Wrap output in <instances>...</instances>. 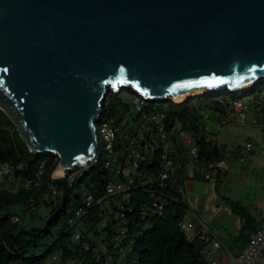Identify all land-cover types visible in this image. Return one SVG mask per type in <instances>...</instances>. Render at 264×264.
I'll use <instances>...</instances> for the list:
<instances>
[{
	"label": "water",
	"instance_id": "1",
	"mask_svg": "<svg viewBox=\"0 0 264 264\" xmlns=\"http://www.w3.org/2000/svg\"><path fill=\"white\" fill-rule=\"evenodd\" d=\"M249 79H264V0H0V111L29 153L57 161L43 230L68 193L54 172L94 158L109 93L166 102Z\"/></svg>",
	"mask_w": 264,
	"mask_h": 264
},
{
	"label": "trees",
	"instance_id": "2",
	"mask_svg": "<svg viewBox=\"0 0 264 264\" xmlns=\"http://www.w3.org/2000/svg\"><path fill=\"white\" fill-rule=\"evenodd\" d=\"M223 92L228 94L226 98L234 100H240L241 97L245 98L247 95H257L264 92V79L256 81L254 86L243 91L229 92L225 90L219 93H206L197 96L196 98L208 100L209 105L207 107L211 110L209 114L211 118L214 111L224 114L223 105L215 101L216 97L225 99L221 96ZM153 103L158 104L153 105ZM164 103L166 104V117L161 122L164 130L168 131L178 124L181 130L185 131L189 128L195 132H202L200 138L195 136L194 147L198 152L196 162L208 171L211 165L222 157V152L217 144L207 140L209 138L204 133L206 132L205 127L199 124L201 119L199 109L194 108L189 99H185L181 103L149 101L144 109L148 112H157L161 110ZM119 110L126 111L125 114L129 112V108L120 98V94L109 93L102 105V115L115 118ZM124 112H122V115ZM263 115L264 105L257 116L263 117ZM137 118L139 117L137 116ZM153 133L157 134L155 125ZM143 138L145 141L141 142V145H147L150 153L146 155V159L140 164V170L146 173L162 170V156L167 155L169 159L181 167L178 178L174 183V188L180 189L179 178L184 170L181 154L178 151L177 153L166 152L160 141L154 144L147 136ZM100 146L102 148V143L98 140L96 163L91 162L76 177L72 187L68 190L63 208L49 221L48 226L43 230L44 225L56 212L60 204H55L50 212V217L42 228L28 230L33 232L34 236L14 239L15 235L23 230H19L18 226L26 219L25 215L27 213H30L27 217L29 218L37 213L40 205H53L55 200H61V197L55 198L49 203L40 202L43 193L51 184L50 174L54 170L57 161L51 154L34 156L29 153L19 139L11 122L0 111V163H6L11 168H16L21 164L22 171L18 174L29 179L34 176L39 169V165L43 163L41 181L37 189L0 192V264H69V262L75 264H122V262L124 264H210L201 253L203 248L200 244L196 241L189 242L180 229V224L186 215L187 206L184 200L183 202L174 200L175 192L170 187L173 183L171 181H165L161 185L159 182H153L148 175L142 179L133 176L129 201L127 204L124 201L120 203L121 206L123 204V206L129 207L131 212L126 213L124 219H120L119 215L122 211L117 207L115 211L118 213V220L114 221L109 217L107 224L102 225V221L105 219L104 215L108 213L103 201L112 198L121 199V196L104 198L105 187L108 181L112 179L110 177L111 173L104 168L105 159L102 160L101 157H98L97 153ZM115 150L120 153L119 159L122 161V145L116 144ZM194 177L196 179V175ZM118 180L120 182L126 181L123 177ZM55 186L60 188L57 184ZM75 189H77V194L73 196L72 193ZM82 191H86L94 199H102V201L100 205L92 204L90 208L84 209L85 214L81 218H76L77 225L72 226L68 224V220L75 218L76 211L84 206L81 199ZM151 193H155L156 200L164 205L161 216L152 214L150 211ZM71 200L75 201L74 215L61 228L52 230L61 214L66 212L68 202ZM17 205L26 207L21 216H16L10 211L12 207ZM242 215H247L245 210L242 211ZM142 216L144 217L143 221H141ZM13 217H19L21 222L14 223ZM82 220L87 221L89 228L80 224ZM98 225L103 228L101 233L96 230ZM80 227L84 228V232H81L84 238L74 242L73 232ZM120 229H123L124 234L121 236V240L115 243L113 238L119 235L118 231ZM89 230H91V235L95 237L102 235V238H106L105 240L101 239L99 242L107 248L105 254L102 253L100 245L88 237ZM85 247L88 249L85 250ZM125 248L126 256L122 258L120 253Z\"/></svg>",
	"mask_w": 264,
	"mask_h": 264
},
{
	"label": "rangeland",
	"instance_id": "3",
	"mask_svg": "<svg viewBox=\"0 0 264 264\" xmlns=\"http://www.w3.org/2000/svg\"><path fill=\"white\" fill-rule=\"evenodd\" d=\"M116 94H120V98L129 108L128 113L125 114L126 111L119 110L115 116L119 122L118 136L120 138L138 140V137L144 135L154 144L160 141L166 152L177 153L178 151L183 157L184 171L180 175L179 186L182 191V199L187 206L184 220L189 222L194 217L203 218L209 215L207 227L222 246L219 251L204 247L201 253L205 259L208 262L213 260L217 264H227L229 257L236 258L247 246L250 236L259 227L260 207L264 204V155H261L260 152L264 148V119L256 117L253 112V105L246 98L241 97L244 119L238 124L229 123L225 126H219L217 120L209 115L211 110L207 107L209 105L208 100L196 98L200 95L186 98L191 100L194 108L199 109L198 112L201 115L199 124L204 125L206 130L204 133L209 139L214 138V143L222 152V157L206 171L196 161L194 166L185 165L187 161L185 156L188 150L195 146V136L200 138L202 132H195L187 128L185 131L192 137L193 141L190 146H186L180 135V131L184 132V130H181L177 124L175 125V135L161 141L158 135L153 133L154 125L152 123L143 122L137 118L132 106L134 94L124 87L118 88ZM221 96L226 98L228 94L223 92ZM157 104L153 103V105ZM122 112H124L123 115ZM247 142L251 143L253 151L241 155L243 145ZM97 154L102 160L108 158L105 152L102 153L101 146ZM206 174H209V179L204 178ZM129 175L134 176V173L124 168L123 178L126 180ZM194 175H196V179ZM110 177L113 182L119 181L113 177L112 173ZM76 194L77 189L73 191L72 195L75 196ZM123 201L119 198L104 200L103 205L108 211L104 215L105 218L109 216L114 221L118 220V213L115 209ZM60 202V199H56L53 205H40L37 213L26 218L18 226L19 230L42 228L50 217V212L55 204H60ZM74 203V200L68 202L66 212L61 214L52 230L61 228L74 215L76 208ZM25 209V206L17 205L12 207L10 211L16 216H21ZM244 210L247 213L246 216L242 215ZM80 224L89 228L86 220H82ZM102 229L99 225L96 227L98 233H101ZM88 237L98 245L102 239V235L98 237L91 235V230H89ZM124 252H126V248ZM120 261L122 260L120 259ZM122 264L124 263L122 262Z\"/></svg>",
	"mask_w": 264,
	"mask_h": 264
},
{
	"label": "built area",
	"instance_id": "4",
	"mask_svg": "<svg viewBox=\"0 0 264 264\" xmlns=\"http://www.w3.org/2000/svg\"><path fill=\"white\" fill-rule=\"evenodd\" d=\"M246 100L249 101L253 105V112L255 116L259 113L261 108L264 105V92H260L257 95H247ZM215 101L223 105L224 114H220L217 111L212 113V116L215 120H217L220 126L235 123L238 124L241 120L244 119L245 114L243 113V105L241 100H234L232 98H221L216 97ZM147 98L140 95H135L133 97V110L136 115L143 121L152 122L157 128V134L161 141L167 140L168 137L175 135V127L170 128L168 131L164 130L161 122L166 117V104L162 105L160 111L157 112H148L145 111V107L147 105ZM233 114V116H231ZM119 125L117 120L113 117H106L102 114L100 115L96 126V135L97 140L102 143V150L108 155V158L105 159L104 168L113 174V177L116 179L123 177V169L127 168L129 172H133L136 178H143L146 175L150 177L153 182H159L161 185L165 181L173 182L170 187L174 189L175 192V201L183 202L182 199V191L181 189H175L174 183L176 182L179 174V170L181 169L179 164L174 163L171 159L167 157V155L162 156L163 164L161 165L162 170H158L154 173H146L140 170V164L146 159V155L149 154V150L147 145H141V142H144V136L138 137V140L128 139V138H120L118 136L119 133ZM181 138L183 139L186 146H190L192 143L191 136L186 131H180ZM264 138V137H263ZM208 141H212L214 143V138L207 139ZM122 145V161H120V153L115 150V146ZM253 147L251 143L247 142L243 145V151L241 155L247 152H252ZM261 154H264V149L260 150ZM187 165H194L195 161L198 158V152L196 148L193 146L188 150L187 155ZM240 160H242L240 158ZM96 154L94 158L91 160L92 163H96ZM90 162V163H91ZM89 163V164H90ZM43 163L39 165L38 171L34 174L32 178H23L22 175H19L18 172L22 171V165H18L16 168H11L10 165L6 163H0V192L1 191H17L19 189L29 190V189H37L39 187V183L41 181V169ZM87 166H82L78 169L71 170L65 172L63 176L67 181L68 190L72 187L73 183L77 176L80 175L81 171ZM209 174L205 175V179H209ZM133 176L129 175L125 182H113L108 181V184L105 187V197L112 196H121V199L127 204L129 201V193L132 189ZM149 183V182H148ZM60 187V186H59ZM62 191L61 187L58 188L55 186V183L51 181V184L47 187L46 191L43 193L41 197V203H49V201L61 197ZM155 193H151L150 198V211L152 214H156L158 216L162 215L164 205L156 200L154 196ZM81 199L83 201V207L78 209L75 213V218H70L68 220V224L72 226H76L75 222L76 218H81L85 211L84 209L90 208L92 204L100 205L102 199H94L91 195H88L86 191L81 192ZM118 208L121 209V213L119 215L120 219H124L126 213H130L131 209L129 207H125L118 204ZM260 215L258 219L259 227L255 232L250 236L247 246L243 249L242 253H240L236 258L229 257L227 264H264V204L260 207ZM30 213L25 215V218L29 216ZM209 215H206L203 218L194 217L191 221L186 222L184 219L180 224V229L182 230L184 236L189 242H198L202 248L209 247L214 251H219L221 249V243L215 238L213 233L207 227ZM109 220V216L102 221V225H106ZM144 220V217H141V221ZM14 223H20L21 219L19 217H13ZM84 232V228L80 227L73 232V241L78 242L82 238V233ZM118 236L113 238L115 243L121 240V236H123L124 231L120 229L118 231ZM103 240L106 238L103 237ZM101 251L103 254L107 251V248L99 243ZM88 248L85 247V250ZM109 253V252H107ZM121 257L124 258L126 256V252L121 251ZM98 261V259H97ZM69 264H75L69 262ZM210 264H217L215 261H210Z\"/></svg>",
	"mask_w": 264,
	"mask_h": 264
},
{
	"label": "bare ground",
	"instance_id": "5",
	"mask_svg": "<svg viewBox=\"0 0 264 264\" xmlns=\"http://www.w3.org/2000/svg\"><path fill=\"white\" fill-rule=\"evenodd\" d=\"M255 79H249V80H244V81H239V82H233V83H227L223 86H206L203 90H198L197 92H192L189 94H184V95H179V96H171L170 99L174 103H181L184 101L187 97L189 96H194V95H202L203 93H210V92H218L221 91L222 89H226L229 92H238V91H243L245 89H248L251 86H254ZM161 99V98H158ZM187 100V99H186ZM86 163H82L78 165L77 167H82ZM76 167L73 166H59L56 171L54 172V175L57 177H61L64 175L65 172L71 171L75 169Z\"/></svg>",
	"mask_w": 264,
	"mask_h": 264
},
{
	"label": "crops",
	"instance_id": "6",
	"mask_svg": "<svg viewBox=\"0 0 264 264\" xmlns=\"http://www.w3.org/2000/svg\"><path fill=\"white\" fill-rule=\"evenodd\" d=\"M263 117H264V115H263ZM262 116L260 117L261 119H264ZM227 125V124H226ZM220 126V125H219ZM223 126H225V125H223ZM262 149H264V148H262ZM261 155H264V154H261ZM184 171V170H183ZM210 178V177H209Z\"/></svg>",
	"mask_w": 264,
	"mask_h": 264
},
{
	"label": "clouds",
	"instance_id": "7",
	"mask_svg": "<svg viewBox=\"0 0 264 264\" xmlns=\"http://www.w3.org/2000/svg\"><path fill=\"white\" fill-rule=\"evenodd\" d=\"M89 165V164H88ZM88 165H85V166H88Z\"/></svg>",
	"mask_w": 264,
	"mask_h": 264
}]
</instances>
